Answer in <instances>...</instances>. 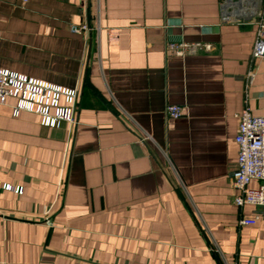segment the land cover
Returning <instances> with one entry per match:
<instances>
[{"label": "crops", "instance_id": "1", "mask_svg": "<svg viewBox=\"0 0 264 264\" xmlns=\"http://www.w3.org/2000/svg\"><path fill=\"white\" fill-rule=\"evenodd\" d=\"M255 37L219 0H0V69L79 91L59 128L0 107V181L23 188L0 186V264H264V211L241 225L261 210L231 186L236 115L264 116Z\"/></svg>", "mask_w": 264, "mask_h": 264}, {"label": "built area", "instance_id": "2", "mask_svg": "<svg viewBox=\"0 0 264 264\" xmlns=\"http://www.w3.org/2000/svg\"><path fill=\"white\" fill-rule=\"evenodd\" d=\"M21 1L26 4L29 0ZM219 10L221 24H251L256 28L251 66L247 73V85L250 86L256 77L257 62L264 59V0H219ZM70 30L73 34L89 35L94 29L87 23H81L71 24ZM167 48L180 57L213 51L211 44L202 42H170ZM9 101H12L10 106L15 117L23 111L31 112L41 118L42 126L59 128L63 123L73 125L76 122L79 91L0 69V107L9 105ZM185 113L186 108L182 106L166 107V114L171 119H179ZM236 118L238 132L235 141L239 156L231 186L235 191L236 206L261 210L240 221L243 226H254L264 211V116L254 115L247 104ZM0 186L3 190L23 194L22 187L13 188L1 181Z\"/></svg>", "mask_w": 264, "mask_h": 264}]
</instances>
